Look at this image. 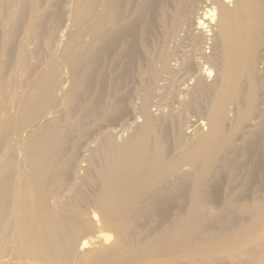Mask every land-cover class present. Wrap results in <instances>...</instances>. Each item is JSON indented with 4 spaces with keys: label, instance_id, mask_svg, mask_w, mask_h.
<instances>
[{
    "label": "bare ground",
    "instance_id": "obj_1",
    "mask_svg": "<svg viewBox=\"0 0 264 264\" xmlns=\"http://www.w3.org/2000/svg\"><path fill=\"white\" fill-rule=\"evenodd\" d=\"M0 264H264V0H0Z\"/></svg>",
    "mask_w": 264,
    "mask_h": 264
}]
</instances>
